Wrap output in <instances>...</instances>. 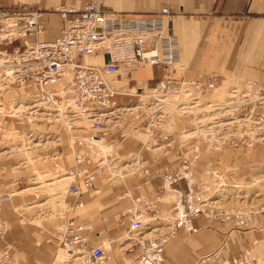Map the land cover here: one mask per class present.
<instances>
[{
	"label": "rangeland",
	"instance_id": "1",
	"mask_svg": "<svg viewBox=\"0 0 264 264\" xmlns=\"http://www.w3.org/2000/svg\"><path fill=\"white\" fill-rule=\"evenodd\" d=\"M31 8H40L44 13L58 16L54 11L55 7L46 10L37 5ZM45 15L42 14L41 17L43 18ZM29 39H26L28 43H30ZM18 46L19 51L23 52L26 46L24 39H16L7 45L5 43L0 44V51H3L0 56L4 51H6L4 53L6 55H14V50ZM1 61L4 63V60ZM2 72L0 71V76ZM140 73L142 72H139L138 75ZM207 74L215 75L214 73ZM218 76L222 78L221 75ZM69 78L68 76L64 79L60 86H66ZM246 82L248 81L243 82V84ZM3 83L4 87H0V193L7 195L11 193L12 196L1 216L6 223V230L4 234L0 235V252L8 249L10 253L13 251V254L11 253L13 256L17 257L19 245L16 241L17 233L20 234L23 241L29 233H32L38 240L39 238L44 239L45 244L51 245L53 254L58 249L57 255L61 252L63 257L64 250L61 251L59 248L55 233L57 228L75 216L74 210L68 209L73 197L66 192L68 183L71 181L69 177H66V171L72 167L74 156L84 159L91 158L90 163L102 159L101 164L108 166V169L105 168L104 170V176H101L97 182L100 193L95 194L89 191V194L83 197L85 200L86 198L89 199L77 209L82 210L80 212H84L83 214L99 213L95 214L94 218L101 220V226H106L105 223L111 218H109L110 214L107 210L108 205L114 200L116 201V197L122 195L128 200V205L124 207V214L133 207L136 197L128 195L129 189L123 188L125 184L130 188L131 178L139 177L141 174L137 172L132 175L131 173L139 165L142 168H148L149 172L152 165L161 167L169 164L171 150H174L172 146L181 143L179 139L182 133L187 131H195V137L188 140L190 144L185 143L181 152L190 159L175 163L177 165L184 164L196 172L201 169L200 173H197L198 175L194 174L191 177L193 181L192 196L196 194L198 186L208 188L207 196L201 191L197 192L202 196L201 203H204L199 204L192 197L195 202L194 209L199 210L206 218L208 217L205 214L211 212L210 216H213V211H216V214L220 211V213L228 216V219L224 220L228 222L227 227L230 229L251 228L254 226L255 219L264 218V142L258 135L260 131L254 132L250 129L251 123L254 120L259 121V117H251L250 112H248L240 119L241 116L239 112L234 110L233 103L229 104L230 99L234 98L232 90H237L234 87H240L235 82L232 81L231 84H228L230 83L228 80L222 82V90L212 93V97L219 95L221 98L225 90L224 102L220 103L221 106L224 105L221 110H216V107L206 108L208 104L215 105L210 101L207 102L208 104H198L196 106L198 108L193 109L192 113L189 114H180L171 110L172 107L163 110L165 114L160 120L162 123L164 122V126H161V130L168 133L170 139L161 140V149L147 145L145 148L141 144L146 137L144 133L147 131L150 117L156 115L154 113H159L155 107H152L154 104L150 102L149 98L145 97L139 100L140 97L136 94L129 98H123L111 110H106V114L109 115L106 118L102 117L96 125L98 129L93 130L90 126L91 123L87 120L70 126L69 123L60 120L61 118H56L57 115L54 110L49 109L33 94L17 90V88L14 89V87L9 86L8 81H3ZM151 83L150 81L149 84ZM129 85L128 92L131 91L134 82L130 81ZM9 87L11 88L9 92H3ZM139 101L141 102L139 103ZM188 102L180 99L175 107L186 103L189 106ZM32 106L35 108L27 109V107ZM36 110L38 111L32 113ZM110 111H113V114ZM112 120H118V122L113 124L111 123ZM251 120L252 122H250ZM171 127L172 129H170ZM208 128L215 131L216 139L211 141L205 139L208 141L207 143L202 140L204 135L200 132ZM117 132L124 135L121 136V140L113 138ZM92 133H95L97 138L102 139L103 137V140H93L91 143L86 137ZM135 135L139 136L141 141L135 140L137 139L134 138ZM219 136L222 137L221 140L217 139ZM79 140L85 142L84 145L79 144ZM171 140L173 142L168 144ZM152 145L155 146L156 144ZM197 146L198 151L194 153V148ZM205 149L206 152L223 149L226 165L221 173L218 172L217 167L212 168L214 169L212 173L210 169H205V167H209L207 154L203 152ZM199 156L201 157L199 158ZM136 158L140 159L139 163ZM204 164L206 165L204 166ZM122 167L128 173L127 176L122 177L126 173H119ZM108 170L111 173L114 172L117 177L108 179L110 177ZM176 195L174 190H166L161 200L162 204L174 202ZM147 216L148 214L145 215V217ZM119 220L122 221L123 217ZM148 221L151 222V220ZM168 222L165 221L167 228L169 227ZM162 224L163 222L158 220L156 224L158 228L154 227L153 229L147 225L143 231L145 234H149L148 236L154 231L160 234L159 229ZM127 234V229H125L123 236L127 238ZM207 258L199 260L197 264H203ZM201 261L204 262L201 263Z\"/></svg>",
	"mask_w": 264,
	"mask_h": 264
},
{
	"label": "crops",
	"instance_id": "2",
	"mask_svg": "<svg viewBox=\"0 0 264 264\" xmlns=\"http://www.w3.org/2000/svg\"><path fill=\"white\" fill-rule=\"evenodd\" d=\"M84 1L0 0V7L39 5L47 10L61 5L81 7ZM163 6H168L171 10L169 31L176 35L178 42L177 66L168 72L171 78L192 79L198 74L214 73L217 76L221 75L223 82L228 80L230 82L228 84H231L233 81L240 86L245 81H264V0H104L105 8L137 15L152 14ZM44 14L46 15L42 19L46 24L45 34L29 36L30 41L49 40L59 34L61 18L53 14ZM18 42L20 43V40ZM106 59V56H98L88 61L96 64ZM139 72L142 73L138 75ZM165 74L160 66H127L113 77L116 80L117 93L111 99L118 105L123 98L133 95L131 92L133 88H151L164 78ZM130 81H133L134 85L128 92ZM116 122L118 120L111 121L113 124ZM114 135L115 139L124 136L120 132ZM136 135L135 140H140ZM144 135L146 137L141 144L146 148L150 138L147 131ZM157 137L160 138L159 135ZM170 143L171 141L168 144ZM172 147L174 150H171L169 164L161 167L152 165L148 174H137L139 177L131 178L130 188L127 184L123 188L129 189L128 195L136 197L134 202L138 199L155 202L156 216L163 222L159 229L160 234L167 232L165 221L178 216L175 233L171 238L151 257L140 258L142 249L127 239L129 235L127 238L123 236L125 229L128 232L129 223L119 219L124 216V207L128 205V200L120 195L116 197V201L108 205L107 210L111 218L105 223L106 226H101V220L94 218V215L99 213L83 214L84 212H80L82 210H77L79 208L73 209L75 216L70 220L77 226L82 225L78 232L87 237L86 245H102L109 257L107 264H197L199 260L207 257L203 264H264V218L255 219L251 228L238 230L228 228V222L224 219H209L203 216L199 210L194 209L191 179L194 174H199L201 169L196 172L184 164L177 165L175 162H180L179 152L182 150L178 144ZM206 151L203 150L207 154L209 167L205 169L212 172L214 170L212 168L217 167L221 173L226 165L223 149ZM93 165V162L89 164L81 162L78 167L92 168ZM74 166L73 159L72 167ZM119 173L125 174L126 171L122 167ZM160 174H167L169 178L163 180ZM109 175L108 179L117 177L114 172H110ZM98 181L99 178L94 180V189L91 190L95 194L100 193ZM166 190H174L177 193L176 200L162 204L161 200ZM86 194H89V190L81 185L79 196H72L71 203L81 200L85 204L89 199H83ZM9 196L3 204V211L11 200V193ZM150 214L151 212L145 217V221L152 224L153 222L148 221L151 220ZM146 235L143 231V236L147 237ZM56 240L59 246L57 236ZM16 241L19 244L17 257L14 256V259L5 264H49L58 253L56 249L53 254L52 246L45 244L44 239L38 240L32 233H29L24 241L17 233ZM11 253L13 254V251ZM64 259L66 257L63 258L59 252L53 264H63Z\"/></svg>",
	"mask_w": 264,
	"mask_h": 264
},
{
	"label": "built area",
	"instance_id": "3",
	"mask_svg": "<svg viewBox=\"0 0 264 264\" xmlns=\"http://www.w3.org/2000/svg\"><path fill=\"white\" fill-rule=\"evenodd\" d=\"M54 11L62 20L59 34L49 40L43 39L27 43L26 39L29 36H38L45 32L46 24L41 17L44 12L40 8L34 9L28 6L0 7V44L7 45L16 39H24L26 45L23 52H20L19 48L14 50V54H20L21 58L6 62L9 66L14 67V79L9 83V86H13L14 89L32 93L42 103L50 106L54 101L63 103L64 95L72 87L75 109H71L70 113L75 117L88 115V118L93 119L90 126L96 130L98 129L96 125L101 120L96 114L102 113V111L104 113V110L114 107L116 104L111 99L117 93L116 80L113 77L131 65L160 66L166 74L151 89H158L163 93L168 90L177 91L178 99L189 102L192 98L189 95H183V93L191 89L198 92L196 99L200 101V105L210 101L215 104L216 110H221L224 107L220 103L224 102L225 90L221 98L219 95L212 97V93L222 90L223 81L219 76L198 74L195 78L186 79L171 78L168 75L169 70L177 66L178 58L177 37L169 31L172 13L168 6H163L149 15H137L132 12L105 8L104 0H85L81 7L61 5L55 7ZM2 52L0 51V54ZM98 56H106L107 59L96 64L88 61L89 58ZM1 69L3 68L0 67ZM68 76L70 77L69 82L66 86L61 87V82ZM234 88H237L236 97L233 96L235 100L231 97L233 99H230L229 104L233 103L234 110L241 116L240 119L248 112L251 117H259V121L251 123L250 129L254 132L260 131L258 135L264 142V82L248 81L242 86ZM140 89L142 92L144 91V87ZM10 90L9 87L3 92ZM149 100L151 102V98ZM159 107V105L156 107V111L159 113H154L156 115L150 117L147 125L149 138H158L154 129L156 125H153L152 122L162 112ZM168 136V133L160 135L158 143L168 139ZM88 137L91 140L97 139L95 133ZM217 139L221 140L222 137L219 136ZM203 141L208 143L206 140ZM78 143L81 144V141L79 140ZM181 155L180 151L179 156ZM136 160L140 162L139 158ZM74 161L75 166L66 171L67 176L71 178L66 192L78 197L81 185L89 191L94 189L93 182L104 173L105 166L99 164L100 161H93L92 168L78 167L81 162L89 164L91 158L74 157ZM141 169V173H148V168L141 167ZM161 177L164 180L169 178V176L167 178V174H163ZM207 190L206 187L198 186L196 194L193 196L194 199L200 203L202 196L197 192L201 191L206 195ZM9 197L7 194L0 193V235L4 234L6 230V223L2 220L1 215L3 204ZM83 205L81 200H77L71 203L68 209L73 210ZM149 212L153 218L152 224L143 222V218ZM204 212L207 213L205 210ZM215 212L213 211V216H210L209 213L205 215L208 218L228 219V216L220 211L218 214ZM155 214V202L138 199L133 202V207L128 209L123 216V221L129 223L128 232L137 234L135 238H132V243L142 249L140 258L151 257L175 233L178 216L172 219L171 229L167 233L158 234L157 231H154L150 236H143L145 226L150 225L153 229L154 227L158 228ZM81 229L82 225L77 226L72 220L56 229L55 234L59 240V248L66 250L69 256L63 264H107L109 257L104 247L102 245H86L87 237L78 232ZM56 255L51 264H53ZM12 259L14 256L8 249L0 252V264L9 263Z\"/></svg>",
	"mask_w": 264,
	"mask_h": 264
},
{
	"label": "bare ground",
	"instance_id": "4",
	"mask_svg": "<svg viewBox=\"0 0 264 264\" xmlns=\"http://www.w3.org/2000/svg\"><path fill=\"white\" fill-rule=\"evenodd\" d=\"M45 33V32H44ZM4 35V34H3ZM27 41V40H26ZM28 43V42H27ZM22 56H20V54H17V53H15L14 55H11V56H9V55H6V54H2L1 56H0V67H2L3 69H1L0 71H3L2 72V75L0 76V87L2 86V87H4V83H3V81H8L9 83L10 82H12V80L14 79V75H13V72H14V67L13 66H9L8 64H6V62H10L12 59H19V58H21ZM92 58V57H91ZM90 59V58H89ZM1 60H4V63L1 61ZM147 67V66H146ZM116 83V82H115ZM11 87H13V86H11ZM143 89V88H142ZM18 90H21V89H18ZM144 91L142 92V90L139 88V89H135L133 92H132V94H136L138 97H140L139 98V100H141V98H151V102H153V104H154V107L156 108L158 105L160 106L159 108H161L160 109V111H162L161 112V114L159 115V116H157L158 118L157 119H154V121L152 122V124L153 125H156L155 127H154V129H155V133H156V135L158 136H160V135H164V134H166V132L165 131H162L161 130V126H164L163 124H164V122L162 123V121L160 120V119H162L163 118V115L165 114L164 113V111L163 110H168V109H170L171 107V110H175V111H177V112H179L180 114L182 113V114H189V113H192V110L193 109H195V108H198V107H196L198 104H199V100H197L196 98H197V94H198V92L197 91H192V90H187L186 91V93H183V95H189L191 98H192V100L190 101V102H188V104H190L189 106L187 105V103L184 105V104H179L178 105V107H175V105L177 104V101H179L180 99H178L179 97H178V94L179 93H177V91H173V90H168V92H165V93H163V92H161V90H155V89H151V88H145L144 87V89H143ZM233 92H232V94H233V96H235L236 97V91L237 90H232ZM28 93V92H27ZM30 94H32V93H30ZM173 98V99H172ZM172 100V101H171ZM173 101H174V103H173ZM141 101H139V103H140ZM169 103H172V104H169ZM209 103V102H208ZM207 103V104H208ZM200 105V104H199ZM115 106H116V104H115ZM139 107V106H138ZM29 108V109H28ZM35 108V106H32V107H27V109L28 110H32V109H34ZM48 108L49 109H51V110H54V112L56 113V115H57V117L56 118H58V119H60V120H63L64 122H66V123H69V125L70 126H73V125H75L74 123H77V122H83V120H87L88 122H90V123H93V119H90V118H88V115L87 116H85V115H83V116H81V117H78V116H73L70 112V110L72 109H75L74 108V104H73V95H72V87H70L68 90H67V92H66V94L64 95V97H63V103H61V102H56V101H54V103H52L50 106H48ZM206 108H208V109H210V108H215V105H212V104H208V106L206 107ZM112 108H109V109H106L107 111L108 110H111ZM106 110H104V113H103V111H102V113L101 112H99L98 114H96L97 115V117H100V118H102V117H105L106 118V116L107 115H109V114H106ZM38 110H36V111H33L32 113H35V112H37ZM114 111V110H113ZM113 111H110V112H112V114H113ZM175 113V112H174ZM178 113V114H179ZM114 114H115V112H114ZM177 114V113H176ZM18 115V114H17ZM69 115H70V117H69ZM90 116V115H89ZM92 116V115H91ZM157 120V121H156ZM57 121H59V120H57ZM69 121V122H68ZM244 121V120H243ZM258 120H254L253 122H257ZM250 122H252V120L250 121ZM162 123V124H161ZM165 124H166V122H165ZM167 125V124H166ZM165 125V126H166ZM260 128V127H259ZM162 129H163V127H162ZM159 131V132H158ZM214 133H215V131H213L212 130V128H208V129H206V130H204V131H201L200 132V134H202V135H204L203 136V138L204 139H202V140H205V139H209L210 141L211 140H213V139H216V136L214 135ZM193 137H195V131H187V132H184V134H182L181 135V137H180V139L179 140H181V143H178V145L180 146V148L182 149L183 147H184V145H185V143L187 142V143H189L188 142V140L190 139V138H193ZM87 139H89L90 141H91V143H92V141L93 140H91L88 136L86 137ZM185 138V139H184ZM79 139H82L81 137H79ZM99 140H103V138L101 139V138H97V139H95L94 141H99ZM81 141V140H80ZM158 141H159V139L158 138H156V137H153V138H150V141H149V143L147 144V146L148 147H153V148H156V149H161V143H158ZM81 143L84 145V143L85 142H82L81 141ZM152 144H156L155 146H153ZM190 144V143H189ZM198 144V143H197ZM199 145V144H198ZM194 147V146H193ZM183 151V150H182ZM198 151V146L197 147H195L194 148V153H196ZM182 153V155L181 156H179V158H180V160H183V161H186V160H189L190 158H188L187 157V155L186 154H183V152H181ZM79 159H82V158H79ZM100 161V160H99ZM138 162V161H137ZM144 162V161H143ZM102 163V161H100L99 162V164H101ZM139 163V162H138ZM102 165V164H101ZM139 165V164H138ZM137 165V166H138ZM105 166V168H107L108 166L107 165H104ZM108 169V168H107ZM141 166L139 167V169L137 168L133 173H131V174H135V173H137V172H139L141 175H145V174H143V173H141ZM105 173V172H104ZM108 173L110 174V172H109V170H108ZM103 174V173H102ZM102 174H101V176H102ZM146 174H148V173H146ZM161 176L163 175V174H160ZM100 176V177H101ZM127 176V175H126ZM66 177H68L67 175H66ZM70 178V177H69ZM162 178V177H161ZM168 178V177H167ZM71 179V178H70ZM163 179V178H162ZM164 180V179H163ZM70 182V181H69ZM193 197V196H192ZM194 198V197H193ZM195 200V199H194ZM196 201V200H195ZM197 202V201H196ZM198 203V202H197ZM201 203V202H200ZM199 203V204H200ZM202 203H204V202H202ZM201 203V204H202ZM210 214H211V212H210ZM155 216H156V214H155ZM156 218H157V221H158V217L156 216ZM149 219H151V222H153L152 221V217L151 218H149ZM145 217L143 218V222L145 223ZM172 219H169L168 221V231L171 229V225H172V221H171ZM155 223V222H154ZM167 233V232H166ZM127 235H129V237L127 238L129 241H133L132 240V238H135V236L137 235L136 233H130V232H128V234ZM146 235V234H145ZM171 238V237H170ZM169 239V238H168ZM168 241V240H167ZM164 245V244H163ZM61 249V248H60ZM62 250H64V249H61V251ZM63 258L64 257H66V259L68 258V254H67V252H66V250H64V252H63ZM204 261H201V263H203Z\"/></svg>",
	"mask_w": 264,
	"mask_h": 264
}]
</instances>
